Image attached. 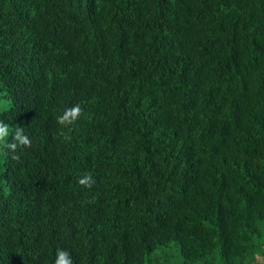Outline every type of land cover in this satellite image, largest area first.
I'll return each mask as SVG.
<instances>
[{
  "label": "trees",
  "instance_id": "1",
  "mask_svg": "<svg viewBox=\"0 0 264 264\" xmlns=\"http://www.w3.org/2000/svg\"><path fill=\"white\" fill-rule=\"evenodd\" d=\"M1 101L0 264H264V0H0Z\"/></svg>",
  "mask_w": 264,
  "mask_h": 264
},
{
  "label": "clouds",
  "instance_id": "2",
  "mask_svg": "<svg viewBox=\"0 0 264 264\" xmlns=\"http://www.w3.org/2000/svg\"><path fill=\"white\" fill-rule=\"evenodd\" d=\"M82 115V109L79 105H75L70 109L65 110L64 114L57 118V122L60 125H70L73 124L80 116ZM23 129H18L16 131L14 142L7 145V147L15 153L18 145L15 141H18L20 145L30 146L31 142L27 136L22 135ZM8 136V126L0 122V141H4ZM16 158L15 156L13 157ZM91 178L82 179L80 183L85 186H90ZM57 259L55 264H72L70 254L67 250L58 249L57 250Z\"/></svg>",
  "mask_w": 264,
  "mask_h": 264
},
{
  "label": "rangeland",
  "instance_id": "3",
  "mask_svg": "<svg viewBox=\"0 0 264 264\" xmlns=\"http://www.w3.org/2000/svg\"><path fill=\"white\" fill-rule=\"evenodd\" d=\"M7 106H8V102H2V101L0 102V110L7 108ZM256 260L261 263H264V257H256Z\"/></svg>",
  "mask_w": 264,
  "mask_h": 264
}]
</instances>
